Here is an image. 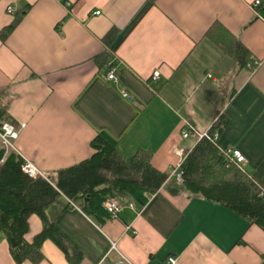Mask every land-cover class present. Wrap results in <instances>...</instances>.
Segmentation results:
<instances>
[{
	"label": "crops",
	"instance_id": "obj_1",
	"mask_svg": "<svg viewBox=\"0 0 264 264\" xmlns=\"http://www.w3.org/2000/svg\"><path fill=\"white\" fill-rule=\"evenodd\" d=\"M71 1L0 0V110L19 131L8 150L45 175L89 158L90 142L107 131L125 156L149 150L153 166L170 174L180 150L187 155L198 143L181 131L188 124L206 131L223 115L219 146L241 151L242 167L264 191V0ZM215 24L220 41L208 33ZM225 42L250 52L248 66ZM112 66L116 82L108 79ZM171 186L179 190L163 187L143 207L127 200L117 218L103 222L63 194L45 216L79 248L78 264H169L170 256L176 264L264 261V230L180 183ZM29 226L32 242L44 223L33 214ZM41 252L39 262L21 264H72L51 238ZM0 264H17L1 232Z\"/></svg>",
	"mask_w": 264,
	"mask_h": 264
},
{
	"label": "trees",
	"instance_id": "obj_2",
	"mask_svg": "<svg viewBox=\"0 0 264 264\" xmlns=\"http://www.w3.org/2000/svg\"><path fill=\"white\" fill-rule=\"evenodd\" d=\"M218 25H213L208 33L220 41L222 36L216 31ZM116 35L113 30L106 41L111 44ZM223 44L240 65L248 66L250 52L241 43ZM256 65L252 64V67ZM9 121L10 118L0 110V127ZM226 125L227 119L221 115L213 131L221 132ZM90 145L94 152L89 158L36 177L24 172L25 160L20 154L0 145V232L7 238L17 264L26 260L39 262L43 257L42 244L48 238L56 242L72 264H78L79 248L45 216V208L61 194L87 215L103 222L111 219L104 206L108 198L122 204L132 200L143 207L163 187L172 192L179 190L178 186H171L176 181L170 180L169 173L153 166L151 151L141 148L134 155L125 156L119 149V141L107 131L98 132ZM182 169L183 182L180 184L190 193L219 203L264 230L263 189L250 171L230 160L211 141L203 139L188 151ZM33 214L41 217L44 227L29 242L25 235L29 232V217Z\"/></svg>",
	"mask_w": 264,
	"mask_h": 264
},
{
	"label": "built area",
	"instance_id": "obj_3",
	"mask_svg": "<svg viewBox=\"0 0 264 264\" xmlns=\"http://www.w3.org/2000/svg\"><path fill=\"white\" fill-rule=\"evenodd\" d=\"M65 5L67 7L72 6V1L71 0H64ZM260 0H257L255 2V5H259ZM8 12L11 13L13 12V7L8 8ZM95 14H100V11L95 12ZM160 76L159 71L153 72L152 79L157 80ZM108 79L111 81L116 82L117 81V76H116V69L112 66L109 73H108ZM123 96L125 98H129V94L127 92L123 93ZM218 121V119H217ZM213 124V126L206 130V131H199L193 124H188L182 131H181V136L183 138H188L191 135H195L198 142L207 139L211 141L213 144H215L221 152H223L230 160L234 161L236 164H238L240 167H242V164L245 162V156L241 151L238 149H233L229 147H221L218 144V140L220 137V132L219 131H213V127L216 124V122ZM24 126V125H23ZM19 136V131L16 129V127L10 123V122H5L3 125L0 127V137L3 140L4 145L8 149H12L15 145V140ZM180 156L181 159L177 166L175 168L171 169L170 176L174 177L175 181L177 183H182L183 182V169H182V163L186 158V153H184V150H180ZM23 170L26 174H28L31 177H36L38 175H43L38 168L29 160H25L23 164ZM68 199V198H67ZM69 203L73 206H76L70 199H68ZM104 206L107 209V211L111 214V218H117L120 214V212L123 209V204L119 202L118 200L114 198H108L104 202ZM132 206V204H130ZM169 264H176L177 258L175 256H170L168 260ZM264 264V261L261 263Z\"/></svg>",
	"mask_w": 264,
	"mask_h": 264
}]
</instances>
